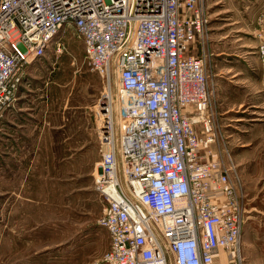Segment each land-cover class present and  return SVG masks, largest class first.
Listing matches in <instances>:
<instances>
[{
    "label": "built area",
    "instance_id": "2783aa9c",
    "mask_svg": "<svg viewBox=\"0 0 264 264\" xmlns=\"http://www.w3.org/2000/svg\"><path fill=\"white\" fill-rule=\"evenodd\" d=\"M209 26L204 0H0V120L30 62L63 50L61 29L106 86L117 76L119 123L106 100L94 174L110 247L95 264H244L246 193L210 110Z\"/></svg>",
    "mask_w": 264,
    "mask_h": 264
},
{
    "label": "rangeland",
    "instance_id": "374dc122",
    "mask_svg": "<svg viewBox=\"0 0 264 264\" xmlns=\"http://www.w3.org/2000/svg\"><path fill=\"white\" fill-rule=\"evenodd\" d=\"M56 38L63 50L51 44L45 56L34 58L18 93L47 100L44 109L54 122L66 121V131L55 135L54 148L42 140L36 155L29 151L26 159L16 149L20 132L8 126L0 132V264H95L110 247L109 234L99 225L104 202L94 188L100 160L96 120L100 124L105 101L112 100L119 123L117 76H112L111 87L105 85L71 29H61ZM209 68L210 57L208 75ZM85 114L94 116L93 143L69 149L63 140L68 135L75 139ZM216 119L220 124L219 115ZM243 138L251 144L238 151L247 207L242 254L244 264H264V127H253ZM9 158L10 163L5 161ZM7 174L12 175L5 178Z\"/></svg>",
    "mask_w": 264,
    "mask_h": 264
},
{
    "label": "crops",
    "instance_id": "0c3cea01",
    "mask_svg": "<svg viewBox=\"0 0 264 264\" xmlns=\"http://www.w3.org/2000/svg\"><path fill=\"white\" fill-rule=\"evenodd\" d=\"M207 1L210 26L206 51L210 57L209 85L213 92L210 109L214 108L222 119V126L219 125L229 138L234 161L240 166L241 152L238 151L251 144L244 135L255 126L264 127V60L259 51L264 42V0ZM262 15L263 20L259 21ZM191 52L198 55L199 47ZM38 98L19 92L15 104L7 109L0 122V132L7 126L20 132L16 149L24 159L28 158L29 151L36 155L42 140L54 148L55 135L66 131V121L54 122L44 109L47 100ZM87 114L77 124L75 139L68 135L63 140L69 149H86L92 145L94 116ZM245 120L252 121L253 125H247ZM98 123L96 120L97 129ZM197 127L202 128L201 124ZM5 161L11 162L10 158ZM8 175L12 174L5 178Z\"/></svg>",
    "mask_w": 264,
    "mask_h": 264
}]
</instances>
